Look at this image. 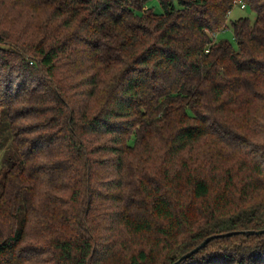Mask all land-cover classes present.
<instances>
[{
  "label": "trees",
  "instance_id": "trees-1",
  "mask_svg": "<svg viewBox=\"0 0 264 264\" xmlns=\"http://www.w3.org/2000/svg\"><path fill=\"white\" fill-rule=\"evenodd\" d=\"M149 1L0 0V264H264V0Z\"/></svg>",
  "mask_w": 264,
  "mask_h": 264
},
{
  "label": "rangeland",
  "instance_id": "rangeland-1",
  "mask_svg": "<svg viewBox=\"0 0 264 264\" xmlns=\"http://www.w3.org/2000/svg\"><path fill=\"white\" fill-rule=\"evenodd\" d=\"M239 1L242 2L243 0H238V2ZM241 2L237 3L233 7L230 14H228L229 17H228L227 27L218 33L217 32L211 33V36H213L217 41L228 40L233 44L235 48L237 47V42L235 40L232 22L241 17H248L251 20V22H254L255 16H256L255 12L250 7L242 8ZM148 6L152 7L157 13H161L163 11L161 5L159 4L157 0L149 1ZM21 80H23V78L17 79V82ZM0 190H1V187H0Z\"/></svg>",
  "mask_w": 264,
  "mask_h": 264
},
{
  "label": "water",
  "instance_id": "water-1",
  "mask_svg": "<svg viewBox=\"0 0 264 264\" xmlns=\"http://www.w3.org/2000/svg\"><path fill=\"white\" fill-rule=\"evenodd\" d=\"M239 233H245L247 235H252V234H261L264 233V229L258 230V231H254V230H250V231H234V232H229L227 233V235H232V234H239ZM223 235V234H221ZM218 236V235H216ZM216 236H210L208 238H206L203 242H201V244H199L197 247H195L191 252L185 254L181 259L190 256L191 254L197 252L200 250V248L204 247L212 238L216 237ZM180 259V260H181ZM179 260V261H180Z\"/></svg>",
  "mask_w": 264,
  "mask_h": 264
},
{
  "label": "built area",
  "instance_id": "built-area-1",
  "mask_svg": "<svg viewBox=\"0 0 264 264\" xmlns=\"http://www.w3.org/2000/svg\"><path fill=\"white\" fill-rule=\"evenodd\" d=\"M239 2H241V1H239ZM239 2H238V0H236V1H235V4H237V3H239ZM241 7H242V8H246V4H245L244 1L241 2Z\"/></svg>",
  "mask_w": 264,
  "mask_h": 264
}]
</instances>
